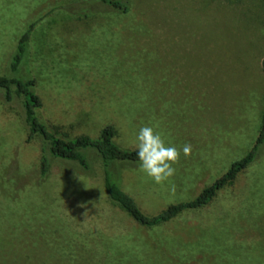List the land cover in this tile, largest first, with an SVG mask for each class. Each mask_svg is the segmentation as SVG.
<instances>
[{
    "label": "rangeland",
    "instance_id": "obj_1",
    "mask_svg": "<svg viewBox=\"0 0 264 264\" xmlns=\"http://www.w3.org/2000/svg\"><path fill=\"white\" fill-rule=\"evenodd\" d=\"M121 1L127 12L99 0H0V77L33 78L40 120L67 138L112 125L132 150L150 126L181 150L165 186L140 163L121 165L122 190L152 215L194 199L254 144L264 1ZM78 5L87 16L70 12ZM32 24L26 61L11 73ZM23 121L20 99L0 91V264H264V144L206 207L146 228L108 199L94 154L92 174L52 159L42 176V141Z\"/></svg>",
    "mask_w": 264,
    "mask_h": 264
},
{
    "label": "trees",
    "instance_id": "obj_2",
    "mask_svg": "<svg viewBox=\"0 0 264 264\" xmlns=\"http://www.w3.org/2000/svg\"><path fill=\"white\" fill-rule=\"evenodd\" d=\"M114 9L127 12L128 7L121 0H99ZM264 1V0H263ZM70 12L80 11L87 16L86 9L81 5L69 7ZM34 24L19 37L14 52L10 58L9 70L18 73L26 61L29 51L30 37ZM264 71V56L261 61ZM33 78L0 77V91L3 99L11 103L15 98L20 99L23 122L29 138H39L42 141L40 156V174L45 176L49 171L52 159L75 164L81 171L92 174V163L89 155L94 154L102 169L103 188L108 199L122 209L133 221L142 227L153 228L172 221L180 214L206 207L224 187L232 184L237 176L254 162L258 151L264 144V104L259 130L251 149L240 159L233 161L228 169L209 186L205 187L194 199L171 204L157 214H146L135 200L122 190L121 165H137L139 160L136 149H125L115 142L116 129L112 125L104 126L96 138L77 136L67 138L59 132L51 130L38 116L42 108L40 97L35 92Z\"/></svg>",
    "mask_w": 264,
    "mask_h": 264
},
{
    "label": "clouds",
    "instance_id": "obj_3",
    "mask_svg": "<svg viewBox=\"0 0 264 264\" xmlns=\"http://www.w3.org/2000/svg\"><path fill=\"white\" fill-rule=\"evenodd\" d=\"M136 154L140 162V169L155 184L165 186L176 174V166L180 163L181 150L175 146H168L161 134L150 126L141 127L135 142ZM191 144L182 147L184 157L191 155ZM175 191V186H171ZM87 212L84 213L86 215Z\"/></svg>",
    "mask_w": 264,
    "mask_h": 264
}]
</instances>
